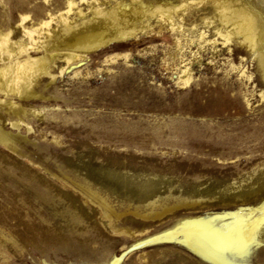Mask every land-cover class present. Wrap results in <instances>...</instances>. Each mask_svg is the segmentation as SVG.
I'll use <instances>...</instances> for the list:
<instances>
[{
    "label": "rangeland",
    "instance_id": "obj_1",
    "mask_svg": "<svg viewBox=\"0 0 264 264\" xmlns=\"http://www.w3.org/2000/svg\"><path fill=\"white\" fill-rule=\"evenodd\" d=\"M73 1L69 23L91 19L95 3ZM117 1L130 3L107 0L101 8ZM208 1L175 15L181 26L176 31L153 15L140 19L149 24L147 33L110 42L69 65L55 60L53 79L41 76L37 86L47 99L26 105L38 113L25 119L30 131L3 120L6 131L24 140L17 146L21 154L0 146V264H264L263 192L234 203H221L214 194L264 166V78L253 50L217 36L215 5ZM251 1L264 12V0ZM66 10V0H0V26L15 41L24 40L22 26L34 28L41 46L47 31H58L57 16ZM21 15L26 20L20 24ZM29 54L39 57L42 51ZM87 166L95 175L152 172L173 189L184 187L180 177L213 188L194 196L190 189L178 191V201L171 198L168 206L189 205L145 220L130 214L135 204L121 205L91 188L108 199L115 215L108 218L77 188L93 182L74 171L84 174ZM102 178L117 192L116 181ZM245 229L256 241L236 248L234 237ZM212 232L234 237L222 246ZM61 234L91 243L79 249L47 243Z\"/></svg>",
    "mask_w": 264,
    "mask_h": 264
},
{
    "label": "bare ground",
    "instance_id": "obj_2",
    "mask_svg": "<svg viewBox=\"0 0 264 264\" xmlns=\"http://www.w3.org/2000/svg\"><path fill=\"white\" fill-rule=\"evenodd\" d=\"M92 1L95 4L89 7L91 8V19H87L89 16L84 17V20L82 19L83 21L80 22V24L73 25L69 23L68 15L75 3L73 0H66V12L59 13L57 16V22L60 28L56 33L54 31L52 33L51 31H47L44 34L46 40L43 44L41 43V46L37 45L38 39L34 38V28H25L22 26V37L24 40L26 39V41L22 39L15 41L10 37L12 33L11 30L0 26L1 147L13 153L21 154L17 146L22 144L24 139L6 131L3 128V120L7 121L8 124L16 130L20 127H24L28 132L30 131L25 119H27L29 115L36 117L38 113H35V111L30 113L26 109V105L39 99H47L41 95L37 86L41 76L53 79L50 68L55 60H62L66 65H69L80 61L93 50L105 46L110 42H122L130 38H136L138 34L147 33L149 24L146 23L143 25L140 19H146L147 21V19L153 15L168 21L169 23L167 22V24H170L169 29L176 31L180 29L181 26L175 23L173 17L175 15L179 16V13H183L186 8L189 9V7L196 4L198 0H159L155 2L157 6H148L145 2L138 3V0H129L130 3L128 5H120L121 1H117L114 2L113 6H111V4L109 5L110 7L106 8L101 7L106 4L107 0H103L99 4V0ZM211 1L215 5V16L218 22L215 28L217 36L221 37L224 42L230 41L231 38H235L238 41L237 44L239 43L248 50H253L257 67L264 78V12L262 11V7L258 6L261 10L255 9L253 6L255 2L251 0ZM198 6L200 5L198 4ZM75 12L77 16H84L80 9H76ZM24 20H26V16L21 15L19 23L21 24ZM40 24L42 26H47L49 21H43ZM204 26L206 25L204 24ZM201 36H204V34L202 35V33H200V37ZM213 44L216 43L214 42ZM39 47L42 51V55L39 57H32L29 54L30 51L36 50ZM186 71L187 69L182 71L183 75ZM186 82L187 80H185L184 83ZM63 164L71 168L73 166L71 161L67 160ZM82 169H84V174H81L78 171L79 169H74L80 180H85L88 183L93 181L94 183L87 184V187L77 188L82 191L89 201L94 202L101 209L103 215L108 218L114 215L111 206L107 202L108 199L102 198L98 193L92 192L91 188L99 191L101 194H106L111 198H115L121 205L129 206L130 204H135V211L130 212V214L143 220L161 217V215L172 212L180 206L189 205L186 201H182L178 206L175 204L168 206V202L172 201L169 199L172 198L175 202L178 201L177 196H175L179 194L178 191L190 189L188 192L194 196L198 195L201 191L203 192L202 194H207L210 192L208 188H213L211 185L205 188H199V183H193L187 177H180L181 182L178 183L184 186L182 189H179L180 187L173 189L169 185L170 183H167L166 178L151 174L152 172L150 174H131V172H128L131 175H120L114 173V171L103 172L97 168V172L99 173L96 172L97 174L95 175V172L88 169V166L86 169ZM103 175L108 176L110 178L109 180L116 181L120 189L116 187L117 192L114 189H107L108 186L102 178ZM95 180H99L98 185L95 184ZM237 182V185L234 186L235 188L231 187L230 184L224 183L225 186L221 187L220 191L217 193H214L221 203L245 201L254 193L263 192L262 194L264 195V166L256 167L250 173L241 175L238 177ZM62 196L63 198H67L66 200L72 198L68 193H62ZM71 200H73V198ZM165 203H167V205ZM150 208H153V211L150 213H143L145 209L147 210ZM157 209H160V211H157ZM120 215L121 214H117V220ZM99 233H101V231H99ZM256 238L257 237H255L254 240L253 235L251 236V234H248L245 229L243 232L236 234L234 242L237 244L236 248L246 249L252 241H256ZM261 239H264V226ZM46 241L55 247H67L73 243L78 246V249L79 247L84 248L91 243V240L78 243L77 240H68L64 238L63 235L59 238H47Z\"/></svg>",
    "mask_w": 264,
    "mask_h": 264
},
{
    "label": "snow or ice",
    "instance_id": "obj_3",
    "mask_svg": "<svg viewBox=\"0 0 264 264\" xmlns=\"http://www.w3.org/2000/svg\"><path fill=\"white\" fill-rule=\"evenodd\" d=\"M211 238L221 244L222 246H225L228 244V242L234 237V234H224V233H216L212 232Z\"/></svg>",
    "mask_w": 264,
    "mask_h": 264
}]
</instances>
